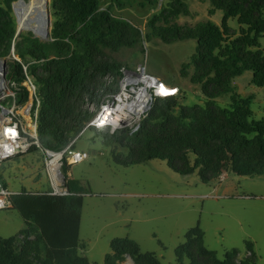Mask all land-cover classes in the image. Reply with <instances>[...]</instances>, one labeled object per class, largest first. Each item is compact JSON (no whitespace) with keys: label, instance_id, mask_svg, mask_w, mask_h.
I'll return each mask as SVG.
<instances>
[{"label":"trees","instance_id":"1","mask_svg":"<svg viewBox=\"0 0 264 264\" xmlns=\"http://www.w3.org/2000/svg\"><path fill=\"white\" fill-rule=\"evenodd\" d=\"M150 1V0H145ZM211 16L221 10L222 24L212 19L181 25L189 16L184 0H169L149 20L152 38L167 43L195 39L191 64L182 75L201 86L205 105L180 104L178 96L159 99L138 131L107 132L115 145V160L122 165L161 159L175 171L198 172L204 182L217 180L223 171L239 176L264 175V117L255 119L252 97H243L233 79L253 72V83L264 87V0H210ZM53 40L43 42L32 33L17 35L11 7L0 0V58L12 52L19 59L9 65L8 77L15 82L18 102L29 100L26 74L34 78L39 106L41 143L59 150L73 140L92 117L87 103H97L108 86L106 77L117 79L122 66L107 53L131 47L142 40V29L132 21L102 6V0H53ZM236 19L240 32L232 29ZM32 62H31V61ZM194 66L193 72L189 68ZM231 94L222 106L218 98ZM38 151L37 149H34ZM70 189L73 191L70 185ZM13 206L25 222L13 237L0 236V264H92L82 251L80 238L83 195L56 196L22 191L12 197ZM106 264H124L130 256L135 264H163L154 252H143L131 237L112 241ZM250 256L240 258L234 249L224 260L205 244V233L197 224L176 249L178 264H255L254 243L247 242Z\"/></svg>","mask_w":264,"mask_h":264},{"label":"rangeland","instance_id":"2","mask_svg":"<svg viewBox=\"0 0 264 264\" xmlns=\"http://www.w3.org/2000/svg\"><path fill=\"white\" fill-rule=\"evenodd\" d=\"M19 1L2 0L4 7H11L17 29L14 5ZM52 1L47 0L52 18L51 36L48 39L39 37L43 42L53 40ZM184 1L189 4L191 14L178 19L181 25H194L208 19L222 24L224 13L219 10L211 16L210 0ZM168 2L102 0L103 8L111 7L115 14L132 21L142 29L143 35L140 43L115 51L109 49L107 53L118 64L132 68L145 65L149 73L169 85L178 86L181 89L178 96L180 104L205 105L206 98L201 86L182 75L184 66L192 62L197 40L167 43L161 38H147L151 32L149 20L160 13ZM229 25L240 32L241 25L236 19H230ZM22 33L28 35L31 32ZM260 44L264 50V37L260 38ZM5 57L8 58V74L10 62L17 57L20 60V56L12 49ZM194 69L191 66L189 71L193 72ZM233 85L243 97H252L255 119H263L264 87L253 83V72L248 70L236 77ZM217 100L220 105L227 106L232 101L231 94H223ZM16 101L19 104L18 97ZM32 103L33 97L30 96L29 100L19 104V111ZM95 135H107V132L87 129L75 143V149L93 147L94 142L89 137ZM113 141L116 140L102 144L104 148L107 147L103 155L96 152L89 159L65 168V171H72L76 181L86 191L80 238L85 245L82 253L92 264H106V256L112 251V241L123 237L135 239L143 252L156 253L163 264H178L176 249L185 242L188 230L197 224L205 233L206 246L216 251L220 259L224 260L226 254L234 249L241 251L240 258L250 256L247 242L251 241L255 246V264H264V175L239 176L228 171L223 182L219 179L204 182L198 172L181 174L161 159L122 165L111 153L110 148L115 145ZM117 150L122 149L118 146ZM43 169L44 156L42 152L34 150L4 162L0 167V181L10 189L35 188L39 184L37 177L43 183L47 178L49 183ZM34 171H38V174L34 175ZM0 221L8 223L6 229L0 227V235L4 237L17 235L25 227L17 210H0Z\"/></svg>","mask_w":264,"mask_h":264},{"label":"built area","instance_id":"3","mask_svg":"<svg viewBox=\"0 0 264 264\" xmlns=\"http://www.w3.org/2000/svg\"><path fill=\"white\" fill-rule=\"evenodd\" d=\"M26 76L25 84L33 97L31 105L19 111L16 93L12 89L15 82L11 79H8V90L0 97V165L37 149L44 156V170L50 183L47 193L56 196L76 195L70 189V171H65V168L90 158L91 154L88 151L75 149V143L87 129L93 128L110 134L129 129L131 133H134L140 129L142 121L149 115L159 99L181 94L178 86L169 85L161 78L149 73L145 65H137L133 68L124 65L117 79L111 76L106 77L108 86L113 88L103 90L97 103H87L93 114L81 133L63 148L54 150L44 146L40 141V98L34 78L29 74ZM160 85L175 92L170 95H161ZM105 109L108 110L107 113ZM102 113H105L108 122L95 123ZM5 146L13 150L8 153ZM227 175L228 172L223 171L218 178L219 181H225ZM18 193L20 192H12L4 188L0 183V210L12 208V197Z\"/></svg>","mask_w":264,"mask_h":264},{"label":"bare ground","instance_id":"4","mask_svg":"<svg viewBox=\"0 0 264 264\" xmlns=\"http://www.w3.org/2000/svg\"><path fill=\"white\" fill-rule=\"evenodd\" d=\"M14 9L18 19L17 32L19 30L21 33L29 31L43 39H48L51 36L52 18L47 0H20L14 5ZM3 75L4 65L0 61V86L7 84V82H2Z\"/></svg>","mask_w":264,"mask_h":264},{"label":"crops","instance_id":"5","mask_svg":"<svg viewBox=\"0 0 264 264\" xmlns=\"http://www.w3.org/2000/svg\"><path fill=\"white\" fill-rule=\"evenodd\" d=\"M211 8H212V5H211ZM216 14V13H215ZM214 14V15H215ZM213 15V16H214ZM218 24V23H217ZM93 142H94V145H93V147H90L89 149H85L86 151H88L91 155L92 154H94V153H96V152H99L100 154H104V152H106L105 151V149L107 148H104L103 146H102V144H109L110 143V141H112L111 140V138L109 137V136H105V135H95V136H90L89 137ZM96 144V145H95ZM116 145H114V146H112L110 149H111V153H113L114 154V150L116 149ZM112 149H113V151H112ZM0 167H1V165H0ZM70 168V167H69ZM43 171H44V169H43ZM69 171H70V174H71V179H70V185H71V188L73 189V192L75 193V194H77V195H83L84 196V194L86 193V191H85V188L84 187H82L77 181H76V179H75V177H74V175H73V173H72V171L69 169ZM38 171H34V175H36V174H38L37 173ZM45 173V172H44ZM33 175V176H34ZM36 180H37V182L39 183L35 188H33V187H31V189H27L26 187L24 188L23 187V189H18V188H13V189H10L9 187H8V185L6 184V183H4V182H2V181H0V183H1V185L4 187V188H7V189H9L10 191H12V192H22V191H29V192H36V193H45V192H48L49 191V183H48V181H47V178H46V182L45 183H43L42 182V180L40 179V178H36ZM10 209V208H9ZM9 209H7V210H9ZM21 215V214H20ZM21 217H22V215H21ZM23 218V217H22ZM23 221H24V219H23ZM7 225H8V223L7 222H4V221H0V227L2 228V230H4V229H6V227H7ZM24 225H25V222H24ZM82 225V224H81ZM25 228V227H24ZM24 228H22V229H20V231H19V233L18 234H20L23 230H24ZM17 234V235H18ZM1 237H4V236H2V235H0ZM14 236H16V235H14ZM11 237H13V236H11ZM5 238H8V237H5ZM254 249H255V246H254ZM84 250V249H83ZM255 254H256V252H255ZM124 264H135L134 263V261H133V259L130 257V256H128L127 257V259H126V261H125V263Z\"/></svg>","mask_w":264,"mask_h":264},{"label":"water","instance_id":"6","mask_svg":"<svg viewBox=\"0 0 264 264\" xmlns=\"http://www.w3.org/2000/svg\"><path fill=\"white\" fill-rule=\"evenodd\" d=\"M14 3H15V2H14ZM14 3H13V4H14ZM51 25H52V21H51ZM20 34H21V31L19 30V31L17 32V35H20ZM44 39H45V38H44ZM13 49L16 50V49H15V42H14ZM17 59H19V58L17 57ZM0 61L3 62V65H4V75H3V77H2V80H3L2 82H3V83H6V82H7L6 85L0 86V97H2V95H3V94L7 91V89H8V77H7V63H8V58H7V57L1 58Z\"/></svg>","mask_w":264,"mask_h":264},{"label":"clouds","instance_id":"7","mask_svg":"<svg viewBox=\"0 0 264 264\" xmlns=\"http://www.w3.org/2000/svg\"><path fill=\"white\" fill-rule=\"evenodd\" d=\"M107 112H108V110L105 109V113H107ZM105 113H102L101 116L97 119V121L95 123L100 124L102 122H108V118L105 115ZM5 150H6V152L10 153L13 149L9 146H5Z\"/></svg>","mask_w":264,"mask_h":264},{"label":"snow or ice","instance_id":"8","mask_svg":"<svg viewBox=\"0 0 264 264\" xmlns=\"http://www.w3.org/2000/svg\"><path fill=\"white\" fill-rule=\"evenodd\" d=\"M159 92L161 95H170V94H173L175 92V90H169V89L165 88L164 85H160L159 86Z\"/></svg>","mask_w":264,"mask_h":264}]
</instances>
